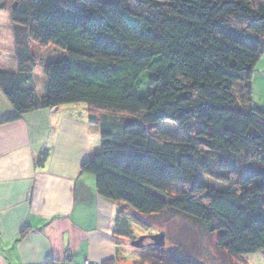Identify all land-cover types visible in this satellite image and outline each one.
Instances as JSON below:
<instances>
[{
    "label": "trees",
    "instance_id": "16d2710c",
    "mask_svg": "<svg viewBox=\"0 0 264 264\" xmlns=\"http://www.w3.org/2000/svg\"><path fill=\"white\" fill-rule=\"evenodd\" d=\"M0 13L9 16L17 64L0 71L14 109L0 125L88 106L101 146L81 171L119 205V245L135 239L128 214L173 213L216 236L217 250L237 260L231 264L264 251V110L252 89L264 53V0H0ZM35 44L59 55H36ZM49 156L44 150L36 165ZM196 247L154 250L159 264H207ZM120 248L103 264H124Z\"/></svg>",
    "mask_w": 264,
    "mask_h": 264
},
{
    "label": "crops",
    "instance_id": "0c3cea01",
    "mask_svg": "<svg viewBox=\"0 0 264 264\" xmlns=\"http://www.w3.org/2000/svg\"><path fill=\"white\" fill-rule=\"evenodd\" d=\"M14 55L10 19L0 13V71L17 70ZM252 89L253 104L264 110V53ZM13 113L0 89V119ZM100 146L88 109L34 111L0 125V264H103L117 256L119 205L100 196L95 176L81 171ZM44 150L50 156L38 167Z\"/></svg>",
    "mask_w": 264,
    "mask_h": 264
},
{
    "label": "rangeland",
    "instance_id": "374dc122",
    "mask_svg": "<svg viewBox=\"0 0 264 264\" xmlns=\"http://www.w3.org/2000/svg\"><path fill=\"white\" fill-rule=\"evenodd\" d=\"M34 49L35 54H38L39 56L47 55L49 53L59 55V53H56L52 48L41 47L38 44L34 45ZM35 75L37 78V87L42 91L43 83L45 82L43 67L39 66ZM67 106L77 108V112L83 114L85 110L88 109L86 104ZM161 125L160 129L170 138H181V133L178 132V128L175 127L173 123H162ZM128 215H130L129 218H131L133 225L132 228L135 236L134 241L139 242V240L142 239V242L140 243V248L133 246V241L130 240L125 241L126 243L123 241L121 242L120 252L125 256V259L123 260L124 264H159L157 260H161L163 255L161 254V251L154 250V248L166 251L171 248L174 243H181L184 245L196 244L197 247L194 248L195 251L200 255L201 260L207 264H223L226 259V257L217 250V237L210 235L195 220L173 213L169 216L154 217L150 220L147 219V217L137 215L133 212ZM167 218H169L168 221H166ZM164 223L168 224L165 225ZM160 234H165L166 236L165 246L163 248L152 247L155 243L153 237ZM236 261L237 260L234 259H226V262L229 264H231V262L236 263ZM238 261H242L240 262L241 264H264V251L242 257V259Z\"/></svg>",
    "mask_w": 264,
    "mask_h": 264
},
{
    "label": "water",
    "instance_id": "95a60500",
    "mask_svg": "<svg viewBox=\"0 0 264 264\" xmlns=\"http://www.w3.org/2000/svg\"><path fill=\"white\" fill-rule=\"evenodd\" d=\"M165 239H166L165 234H160V235H157V236L153 237V240H154V242H155V243L153 244V246L163 248V247L165 246V244H166ZM141 242H142V239L139 240V242L134 241V242H133V246H135V247H137V248H140V247H141V246H140V243H141Z\"/></svg>",
    "mask_w": 264,
    "mask_h": 264
},
{
    "label": "built area",
    "instance_id": "2783aa9c",
    "mask_svg": "<svg viewBox=\"0 0 264 264\" xmlns=\"http://www.w3.org/2000/svg\"><path fill=\"white\" fill-rule=\"evenodd\" d=\"M86 264H92V263L88 262V263H86Z\"/></svg>",
    "mask_w": 264,
    "mask_h": 264
}]
</instances>
